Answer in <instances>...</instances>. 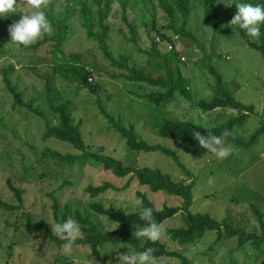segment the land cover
I'll return each instance as SVG.
<instances>
[{
  "label": "rangeland",
  "instance_id": "1",
  "mask_svg": "<svg viewBox=\"0 0 264 264\" xmlns=\"http://www.w3.org/2000/svg\"><path fill=\"white\" fill-rule=\"evenodd\" d=\"M54 1L56 14L65 4V0H48V4ZM147 5L151 9L150 5ZM46 9H49L48 5ZM20 10L25 14L31 11L30 8L24 7ZM150 12L138 5L136 9L129 7L126 15L128 22L137 26L138 43L144 49L150 46L151 38L158 40L155 30L152 29L151 23L153 24L154 20L152 11ZM222 12L225 13L226 10L223 9ZM121 14L120 2L115 0L108 20L110 50L116 57L127 55L132 57L133 62H144L146 55L138 54L135 46L125 44L119 35V30H124L125 33L128 31L122 25ZM22 15L23 13L17 10L4 19L14 22ZM225 18L214 37L213 31L204 24L202 3L195 2L187 30L200 44L197 45L187 37L174 40L176 51L184 64L182 70L186 85L196 100H210L214 96V77L202 70L201 64L196 63L207 55H212L211 65L221 75L236 100L246 106H254V112L243 127L234 128L229 134L220 136L222 146L231 149L230 155L224 159H218L207 150L185 154L177 148V141L157 137L153 126L165 118L189 121L211 129L226 124L231 118L238 116L239 111L220 108L204 112L192 108L179 95H175L170 104H150L142 96L154 89L148 85L115 79L113 75L117 74L118 70L109 65L97 44L87 38L85 29L77 19L71 20L74 32L62 49L67 54L80 53L83 63L99 67V71L94 72V81L100 86L98 96L87 90L75 92L72 86L56 81L52 83L71 100L73 114L77 120L83 121L85 142L91 150L99 151L103 148L104 153L116 157L125 165L158 169L169 174L176 182L194 183L192 213H208L218 221H225L233 227L238 226L246 232L260 235L259 223L251 206L259 207L264 216V133L258 138H253L252 135L264 125V58L242 40L235 25L229 26L230 17ZM168 23L166 14L158 10L155 23L158 31ZM180 24L181 20L176 21V26ZM46 34L50 36L49 33H44L33 44L42 40ZM7 36L10 39L8 32ZM160 48L161 51L166 49L164 45ZM167 48L169 49L168 45ZM5 49L6 53L0 59V118L3 116L0 122V198L9 206L16 205L19 208L13 211L0 208V264H62L61 261L71 264H116L117 253L132 251L127 249L122 252L121 247L113 250L102 248L103 257L100 258L93 255L89 247L73 246L70 252H66L63 246L58 247L44 238L43 230L33 233L23 227V213H29L34 223H43L51 231L50 224L55 223L51 208L54 202L49 195L53 193L60 203L69 204L71 212L79 211L83 215H89L91 220L106 232L114 230L117 226L105 216L94 212L90 207L93 203L131 213L141 207L139 193L146 194L158 209L165 205L181 206L182 199L161 192L152 193L136 180H132L128 188L124 189L130 177L118 178L111 172H105L90 164H38L40 152L47 147L63 154L79 152L56 140H42L47 122L33 112L15 106L14 96L7 89L4 80V70L12 66L13 69L8 74L12 85L17 86L24 101L37 98L34 107L45 113V75L50 73L51 76V56L45 51L28 55L12 43H6ZM48 49L47 44L43 50ZM98 102L102 103L105 111L121 125L129 127L134 124L139 138L150 144L177 150L180 162L191 175L186 174L177 163L160 152L145 153L126 148L121 136L102 119L100 108L97 109ZM235 141L237 143L233 145ZM24 169L33 170L30 173L34 172V175L26 178L30 174L29 171L22 173ZM8 179H12L14 186L25 190L21 206L8 187ZM104 182H109L118 189H109L97 198H92L85 192L88 186L96 187ZM122 203L131 210L117 207ZM182 224L180 214L166 220L160 226L159 240L166 243L170 250L183 253L191 264H264V246L262 251L259 250L262 256H258L256 260L253 258L256 251L251 246L239 249L235 238L213 244L217 235L212 232L195 244L181 248L170 241L167 231ZM10 246L12 249L8 254ZM106 253L110 255L106 257ZM156 264L181 262L177 258H161L156 259Z\"/></svg>",
  "mask_w": 264,
  "mask_h": 264
},
{
  "label": "trees",
  "instance_id": "2",
  "mask_svg": "<svg viewBox=\"0 0 264 264\" xmlns=\"http://www.w3.org/2000/svg\"><path fill=\"white\" fill-rule=\"evenodd\" d=\"M115 0H65V4L55 14L56 1L47 5L49 9L44 8L46 18L51 25V32L44 35L43 39L35 44L27 47L20 46L28 55L45 51L48 56H51L53 66L50 73L45 75V103L47 111L44 113L34 107L37 98H31L24 101L22 93L18 92L17 86H13L8 78V74L13 69L12 66L4 70V80L7 84V89L14 96V105L20 108H25L30 112L40 116L47 123L45 124V132L42 135V140H56L71 146V148L79 153L63 154L52 148H44L38 156V164L50 165L56 164L61 166L74 165H93L101 168L105 172H111L118 178L130 177L128 183L124 186L128 188L132 180H136L139 185L145 186L152 193H164L171 197L182 199L181 206L165 205L162 209H158L147 197L146 194L139 193L141 198V208L149 207L153 209V219L161 226L166 220L171 219L178 214L181 215L182 225L177 228H171L167 231L170 241L176 243L179 247H186L195 244L203 239L209 233H216L217 237L213 244L219 242L236 239L239 249L251 246L255 251L253 258L258 260V256H262L261 250L264 246V216L259 207L251 206L252 212L256 216L261 231L260 235L253 232H246L241 227H233L228 222L218 221L212 218L208 213H192L191 207L193 204V188L194 183L182 184L172 179L169 174L163 173L158 169L148 167L137 168L132 165H125L110 154L104 153L103 148L99 151L91 150L86 142L83 134V121L77 120L73 114L71 100L64 96L58 88L53 84L58 83L72 86L73 91L87 90L98 96L100 86L94 81V72L99 71V67L95 64L87 65L82 61V54L72 53L67 54L62 47L68 41L69 36L74 32L73 21L79 20L81 26L85 29L87 38L95 42L100 49L103 57L109 62L112 68L118 70L114 74L115 79H124L126 82L144 84L151 87L152 91L142 96L150 104L161 106L170 104L175 95H179L184 101H187L192 108L203 110L204 112H212L220 108H230L240 112L236 117L231 118L226 124L215 128L207 129L196 125L189 121L169 120L162 118L158 124L153 126L155 134L159 138L169 139L178 142L177 148L185 154H196L205 149L201 148L194 140L192 133L200 132L201 135H215L220 137L227 130V134L233 131L234 128H241L254 112V106H246L238 102L233 94L227 89L221 75L211 65V56H206L203 60L196 63L201 64L202 70H206L215 79L214 96L210 100H196L186 85V79L182 70V61L179 53L176 51L174 40L177 38L187 37L192 39L197 45L199 41L194 35L187 30V25L190 22L194 3L200 2L203 5V20L204 24L213 31V36L216 37L221 23L227 18H233L236 12L235 3L247 2L253 5H264V0H119L122 8V25L126 28L119 30V35L122 36L125 44L135 46L138 54L146 55L144 62H133L132 57L127 55L114 56L109 47L110 27L108 24L112 5ZM231 2V5L225 3ZM150 5L151 9L148 8ZM138 5L144 7L145 11H152V19L154 23L152 29L155 30L157 39L151 38L150 46L142 48L137 39V26L132 22H128L127 11L129 7L137 8ZM226 12L223 13L222 10ZM160 10L166 14L169 23L158 31L155 27L157 11ZM151 13V12H150ZM222 13L224 19L222 18ZM145 17V16H144ZM143 17V18H144ZM18 20L15 19L14 22ZM180 26H176V21H180ZM13 23L9 19H0V59L6 53L5 44L12 43L7 36L8 26ZM147 25V24H146ZM259 36L253 38L245 34L244 30L235 26V29L241 36L242 40L253 50L259 52L264 58V24L259 25ZM13 44V43H12ZM49 45L48 50H43L46 45ZM171 44V49L167 45ZM15 45V44H13ZM164 45L165 50L161 51L160 46ZM16 46V45H15ZM184 65V64H183ZM53 82V83H52ZM137 98L138 96L135 95ZM97 109L100 108L99 114L106 121L109 128L118 133L125 142L126 148L137 152H160L169 157L174 163H177L181 169L188 175L189 171L180 162V157L177 150L161 146L159 144H150L149 142L139 138L135 131L134 124L126 127L121 125L112 115L105 111L102 103H97ZM99 104H101L99 106ZM3 116L0 118L2 122ZM53 120L54 122H51ZM50 121V122H49ZM264 133V125L257 129L252 135L253 138H258ZM237 141L232 144L235 145ZM34 169V168H32ZM29 176H33V170L27 169ZM26 169L22 173L27 172ZM8 179V187L14 193L16 201L23 204V194L25 190L22 187H16ZM67 182H65L66 184ZM62 186L59 188L61 189ZM109 189L117 190L109 182H104L100 186H88L85 192L92 198H97ZM53 200L52 210L53 219L56 222H63L65 219H73L81 227L79 238L73 246L89 247L91 252L96 257H103L102 248L114 249L121 247L122 252L130 249L132 252H140L147 248L153 249L155 259L161 258H177L181 264H191L188 258L181 252L170 250L166 243L159 239L155 242L149 241L146 238H137L134 234L136 229L145 226L146 222L141 221L138 216V211L125 213L114 209L113 207L105 208L99 203H93L91 209L105 216L110 222L116 224V228L112 231H103L94 220H91L89 215H83L79 211L71 212V207L66 202L62 204L55 198L54 194L49 195ZM0 208L13 211L19 206H9L0 198ZM24 222L22 226L29 231L35 233L40 230L44 231V238L53 242L58 247L65 243L45 226V224H37L31 220L29 213L24 212L22 215ZM19 228L18 226H15ZM8 247V254L11 250ZM262 251V250H261ZM258 252H260L258 254ZM110 254L106 253V257ZM62 264H71L61 261Z\"/></svg>",
  "mask_w": 264,
  "mask_h": 264
},
{
  "label": "clouds",
  "instance_id": "3",
  "mask_svg": "<svg viewBox=\"0 0 264 264\" xmlns=\"http://www.w3.org/2000/svg\"><path fill=\"white\" fill-rule=\"evenodd\" d=\"M225 4L231 5L232 3ZM235 6L236 12L229 21V26H238L239 29L245 31L246 35L253 38L258 37L260 33L259 25L264 24V5L239 2L235 3ZM22 7L30 8L31 11L25 14L24 11L20 10ZM46 7L47 0H0V19L14 14L17 10L23 13L18 20L8 26L10 41L13 44L17 47H27L36 42L42 34L51 32V25L43 11ZM170 45L168 44V47ZM222 135H227V130ZM192 136L201 148L215 154L218 159H224L230 155L231 149L222 146L220 137L201 135L198 131H194ZM117 207L131 210L123 203ZM152 213L153 209L149 207L141 208L138 211L139 219L145 221L146 224L134 232L137 238L143 237L152 242L160 238L161 228L153 219ZM50 225L52 234L65 242L63 249L66 252H70L73 244L80 236V225L73 219H65L63 222H56ZM152 253V248H147L140 252L129 253L127 251L126 253H117L116 264H156V259Z\"/></svg>",
  "mask_w": 264,
  "mask_h": 264
},
{
  "label": "built area",
  "instance_id": "4",
  "mask_svg": "<svg viewBox=\"0 0 264 264\" xmlns=\"http://www.w3.org/2000/svg\"><path fill=\"white\" fill-rule=\"evenodd\" d=\"M169 49H171V45L169 46Z\"/></svg>",
  "mask_w": 264,
  "mask_h": 264
}]
</instances>
